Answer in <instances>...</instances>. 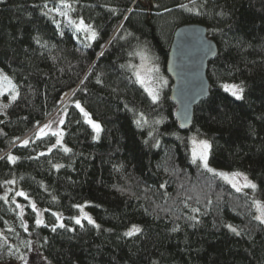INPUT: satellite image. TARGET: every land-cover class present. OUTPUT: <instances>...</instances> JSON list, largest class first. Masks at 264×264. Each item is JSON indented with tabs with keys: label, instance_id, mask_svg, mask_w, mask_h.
I'll return each mask as SVG.
<instances>
[{
	"label": "trees",
	"instance_id": "obj_1",
	"mask_svg": "<svg viewBox=\"0 0 264 264\" xmlns=\"http://www.w3.org/2000/svg\"><path fill=\"white\" fill-rule=\"evenodd\" d=\"M81 20L95 39L77 30ZM187 23L206 26L217 55L209 94L182 131L164 67L174 30ZM140 54L164 78L155 101L132 70ZM0 69L18 93L9 99L5 82L0 263L32 242L52 264H264L253 200L264 202V0H0ZM226 81L240 83L241 99ZM59 111L57 144L37 130ZM190 134L208 139L212 165L247 174L256 188L238 192L193 161ZM11 182L43 223L30 204L4 197ZM84 203L94 224L71 220ZM133 226L140 231L126 236Z\"/></svg>",
	"mask_w": 264,
	"mask_h": 264
},
{
	"label": "water",
	"instance_id": "obj_2",
	"mask_svg": "<svg viewBox=\"0 0 264 264\" xmlns=\"http://www.w3.org/2000/svg\"><path fill=\"white\" fill-rule=\"evenodd\" d=\"M216 55L217 45L203 24H181L174 30L164 68L171 81L173 116L182 131L190 128L194 107L209 94L207 66Z\"/></svg>",
	"mask_w": 264,
	"mask_h": 264
},
{
	"label": "rangeland",
	"instance_id": "obj_3",
	"mask_svg": "<svg viewBox=\"0 0 264 264\" xmlns=\"http://www.w3.org/2000/svg\"><path fill=\"white\" fill-rule=\"evenodd\" d=\"M132 70H133V73L135 75L137 82L150 95V97L152 98L153 93L157 97L159 89L163 84L164 78L161 75L159 69L156 68V65L154 64V62L149 57H146L143 54L137 55L135 57V59L132 61ZM3 76H7V74L2 69H0V78H2ZM141 80L143 81V83H141ZM233 84L239 85L240 87H242L240 85V83L235 82V81L223 82V83H221V87L225 90L224 85H233ZM8 86L6 85L5 81L0 79V110H2L1 109V107L3 106L2 102L3 103L6 102L5 101L6 99H4L3 96L6 94H9L8 93V90H9ZM5 88H7V91H4ZM227 92L232 95L231 92H229V91H227ZM8 97H9V95H8ZM9 99H12V96H10ZM64 102H65V100H63V103ZM63 118H64V112L63 111L57 112L55 116H53L49 121H47L45 123V124H51V127L49 129L45 130L46 133L52 134L53 132H57V131L63 132L62 131V123L60 122V121H63ZM91 119L94 122L98 123L93 118H91ZM45 124H43L40 128H42ZM40 128H38V130H37V135H38ZM56 139H58V138L56 137ZM60 139H62V137ZM188 139H189L190 156H191L192 160L199 162L203 166V163L199 159L198 156L195 158L193 157V151H194V149L199 151V142L200 141H208V139H206L204 137H200V136L198 137L195 134H190L188 136ZM208 143H209V141H208ZM208 157H209V151H208ZM208 165L210 168L215 169L217 173H219V172L242 173L243 176L237 177V180L240 184L244 183V177L245 176L247 177V179L249 181L254 183L253 180L247 174H245L243 172L236 171V170H229V169H225V168H221V167H216L210 163L209 159H208ZM220 178H222V177H220ZM223 180L232 186L231 183H229L225 179H223ZM11 184H12V182L10 183L11 187L9 189H7L6 192H4V193H6V194H4V197H6L8 200L10 199V201H12L14 204H16L19 207L21 205H23L25 202L30 204V206L33 207L34 203L29 201L28 196L27 195H24V196L17 195L18 192H23V191L21 189H18V188H12ZM246 189H252V188L245 187L242 190H246ZM253 200H254L255 216L257 217L258 215H260V211L258 210V208L256 206V202H260V204L262 206H264V202L257 199L255 196H254ZM85 205H86L85 203L82 205H79L77 213L71 218L72 222L76 223V218H79L81 222L85 221V220L88 221L85 218V214H87V216H90L92 218V220H94L91 213L88 211V208H87L88 206L87 205L85 206ZM33 209L37 213V219L42 220V216H43L42 209L37 207V206H35V208H33ZM57 215L59 216V219L57 218V221L59 223H63L64 222V216L59 214V213H56V216ZM0 233H1V231H0ZM0 264H52V263L42 254L41 250L39 249V247L36 244H33L32 242H30V243L26 244V252L24 254H22L20 256V258H18L17 260H14V261L2 262Z\"/></svg>",
	"mask_w": 264,
	"mask_h": 264
},
{
	"label": "snow or ice",
	"instance_id": "obj_4",
	"mask_svg": "<svg viewBox=\"0 0 264 264\" xmlns=\"http://www.w3.org/2000/svg\"><path fill=\"white\" fill-rule=\"evenodd\" d=\"M63 2V0H62ZM64 7L65 8H70L71 5L65 3L64 4ZM183 7V5L181 6ZM57 11H59V9H57ZM62 15H67V12H62L61 13ZM73 23H76V22H73ZM76 28L77 30H83V31H86V32H90L91 35L89 36L90 39H95L96 38V32L94 30L91 29V26L90 25H86L84 24L83 20L79 21V23H76ZM3 81L7 82V84L9 86H11L12 90H13V95H12V99L15 100L18 93L15 92V86L12 85L10 79L7 77V76H3L2 78ZM141 83H143V81L141 80ZM224 88L226 91H229L232 93L233 96H235L237 99H241L242 98V93H243V88L240 87L239 85H224ZM4 91H7V88L4 89ZM152 99L155 101L157 99L156 95L153 93L152 94ZM76 107L80 109V111L83 113V116L85 117L86 119V122L88 124H90L96 131L97 133L100 131V125L96 122H94L91 118H90V115L88 112H86L81 106L80 104L77 102L76 104ZM61 123H63V121H60ZM51 127V124H45L42 128L39 129V132H38V135H46V129H49ZM53 135H55L58 139H57V144H60L61 143V137L63 136V133L60 132V131H57V132H53L52 133ZM28 141L25 140L23 141V144H27ZM53 147H56V145H53ZM211 145L208 143V141H200L199 142V151H197L196 149H194L193 151V157H199V159L202 161L203 163V167L205 169H207V171L209 172H212L216 175H219L220 177H222L223 179H225L226 181H228L229 183L232 184V187L236 189V191H241L243 188L247 187V188H252V189H255L256 188V185L254 183H252L251 181H249L247 179V177L245 176L244 177V183L243 184H240L237 180V177H240V176H243L242 173H224V172H219L217 173L215 169H212L209 167L208 165V151L210 149ZM64 151L65 152H68L70 151V149L68 148H64ZM8 159L11 160V161H15L16 160V157L14 156H11L9 155L8 156ZM55 167H62V165H55ZM17 195L19 196H24L26 195L24 192H18ZM256 206L258 208V210L260 211V215H258L256 217V219L260 220L262 223H264V206H262L260 204V202H256ZM79 207V206H78ZM33 208H35V205L33 204ZM57 218L59 219V216L57 215ZM85 218L88 220L89 223L91 224H94L95 221L92 220V218L90 216H87V214H85ZM43 223L42 220L40 219H37V224H41ZM76 223L77 224H80L81 221L79 218H76ZM60 227H64L63 224H60ZM97 227H99L97 225ZM228 227L233 231V232H236V228L232 227L231 225H228ZM53 231H55V227L53 228ZM140 231V228L137 227V226H133V228L131 230H129L128 232L125 233L126 236H132L134 233L136 232H139ZM239 234V233H237Z\"/></svg>",
	"mask_w": 264,
	"mask_h": 264
},
{
	"label": "bare ground",
	"instance_id": "obj_5",
	"mask_svg": "<svg viewBox=\"0 0 264 264\" xmlns=\"http://www.w3.org/2000/svg\"><path fill=\"white\" fill-rule=\"evenodd\" d=\"M62 102H63V99H61V100L59 101V104H62Z\"/></svg>",
	"mask_w": 264,
	"mask_h": 264
}]
</instances>
